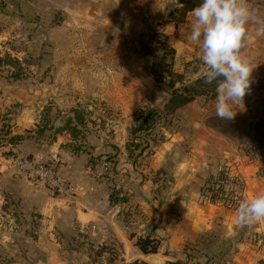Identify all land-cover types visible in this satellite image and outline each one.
<instances>
[{
	"label": "rangeland",
	"instance_id": "1",
	"mask_svg": "<svg viewBox=\"0 0 264 264\" xmlns=\"http://www.w3.org/2000/svg\"><path fill=\"white\" fill-rule=\"evenodd\" d=\"M18 1L5 2L0 9V75L20 81L23 89L35 96L31 102L27 100L26 107L31 119L36 116L46 126L48 135L68 115H73L75 108L85 113L86 126H79V137L74 138L67 131L56 135L73 140L83 155L81 163L93 169L97 160L115 157L117 168L110 175L114 180L129 175L138 177L137 183L151 186L147 188L150 193L164 200L167 192L177 191L178 186L173 183L183 177L185 170L181 171L180 161L198 163L208 159L209 173L228 166L232 175H240L245 186L250 182L249 194L264 193V162L250 151L255 143L256 124H264V35L249 43L243 41L241 53L249 58L254 69L243 108H235V134L225 135L207 124L208 118L216 114V97L198 96L157 128V133L164 132V141L156 145L154 135L159 136L144 133L137 140L141 146L136 155L130 157L127 143L133 137L130 130L141 109L163 107L168 98L159 80L164 75L154 72L153 57L147 52L155 47L152 30L163 22L162 28L176 49L175 57H168V61L184 74L187 82L205 72L198 45L188 39L194 22L192 12L185 22L176 24L167 20V11L177 0H33L32 4ZM246 2L255 17L246 30L253 38L256 33L251 28L255 25L259 30L264 26V0ZM22 106L18 103L12 109L18 112ZM207 144L210 148L200 149ZM11 147V143L0 144V160L10 157L6 153ZM156 159L163 160L162 166H154ZM126 163L135 169L127 170L123 166ZM2 187L5 183L1 179L0 190ZM8 195L12 202V194ZM199 195L204 202L206 198L201 192ZM5 196H0L3 204ZM13 204L9 203L8 208L13 209ZM239 204L224 206L235 213ZM231 217L228 224L233 221ZM0 221L6 223L1 216ZM255 225H238L228 237V230L219 227V238L232 242L217 250L216 264H232L229 261L234 248L249 240Z\"/></svg>",
	"mask_w": 264,
	"mask_h": 264
},
{
	"label": "crops",
	"instance_id": "2",
	"mask_svg": "<svg viewBox=\"0 0 264 264\" xmlns=\"http://www.w3.org/2000/svg\"><path fill=\"white\" fill-rule=\"evenodd\" d=\"M10 1L0 0V9ZM32 1L19 0L18 3L32 4ZM251 29L256 36L250 38L247 34L244 40L247 43L260 35L255 25ZM24 87L20 81L0 75V128L8 124L12 134L23 136L18 143L11 144L17 155L39 160L57 157L61 172L79 187L80 197L72 200L51 195L41 183L30 181L0 160V181L5 183L0 196H7L6 204L3 198L0 201V216L6 222L0 221V264H134L135 261L216 264L217 250L232 240L220 239L219 227L228 230V237L238 224L236 211L200 199L202 184L210 171L208 159L198 163L180 161L181 171L185 170L181 173L183 177L173 183L178 186L177 191L167 192L164 200L150 193L147 188L151 186L137 183L138 177L129 175L120 182L99 178L94 169L81 163V153L76 154L66 146V140H43L36 135L38 120L36 116L31 119L26 107L27 100L31 102L35 96ZM18 103L23 106L15 112L12 107ZM203 148L210 147L208 144L200 146ZM161 150L166 152L164 147ZM162 161L154 160V166H162ZM123 166H127V170L135 169L130 163ZM247 183L242 199L256 195L254 191L249 194L250 182ZM112 187L129 200L114 202ZM9 193L13 197V209L7 206L12 203ZM127 209L130 212L126 217ZM230 217L233 221L228 224ZM229 227H232L230 232ZM250 234L248 241L234 248L229 262L257 264L264 261V221L257 222ZM148 235L161 243L155 253H144L137 244L138 237Z\"/></svg>",
	"mask_w": 264,
	"mask_h": 264
},
{
	"label": "trees",
	"instance_id": "3",
	"mask_svg": "<svg viewBox=\"0 0 264 264\" xmlns=\"http://www.w3.org/2000/svg\"><path fill=\"white\" fill-rule=\"evenodd\" d=\"M200 3L201 0H177L176 3L169 6L167 11V20L175 22L176 24L185 22L188 13L192 12V9L197 7ZM162 25L163 22L152 30L155 47L149 49L147 52L153 57L154 72L156 74L157 72H162L160 74L164 75L159 80L163 83V86L168 93V98L163 107L141 109L135 125H133L130 130L133 137L127 143V150L130 157H132L141 146V143L137 142V140L139 137L142 138L144 133L146 135L157 134L159 138L154 135L155 139H153L156 145L157 142L164 141V132L157 133V128L167 124L166 122L170 121L168 117L176 113L178 109L191 103L198 96H207L210 98L216 97L215 82L212 84L205 83L204 74L197 76L194 79H190L187 82L184 74L177 72L173 68L172 62L168 61V57L174 58L176 49L171 42L170 35L165 32ZM178 83L180 85H178ZM207 124L211 127L217 128L225 135H233L236 133V123L234 120L223 121L219 119L216 114L208 118ZM263 125L264 124L262 122L256 124L255 143L250 148V151L255 155H259L264 162ZM79 126H86V117L83 111L75 108L73 115H68L64 119L63 123L50 134L52 138H48L50 135L47 134V128L40 122V120H38L35 133L43 140L52 141L56 139L57 133L61 131H67L70 136L75 138L80 136L81 129ZM155 131L156 133H154ZM22 138V135L12 134L8 124H5L0 128V144L7 145L8 143H18ZM66 146H68L74 153H80L79 148L75 145L72 139L66 142ZM6 154L8 156L17 155L12 148L9 149ZM103 160L109 162V166L102 178L110 179L112 182L114 179L110 175L116 171L117 159L115 157L107 156L97 160L93 163V169L96 172ZM244 187L245 183L244 180L240 179V175H232L231 169L228 166H224L221 167L217 173H209L205 177L204 183L201 187V194L212 203H220L229 207H236V205H238L243 198ZM111 198L116 203L127 202L129 200L127 195H121L120 191L115 187H112ZM129 212L130 209H127L125 214H128ZM127 214L126 217L128 216ZM231 242L232 241H230V243ZM137 244L144 253H155L158 251L161 243L157 239L152 238L151 235H148L145 237H138ZM134 264L149 263L144 261H135ZM165 264H180V261H169Z\"/></svg>",
	"mask_w": 264,
	"mask_h": 264
},
{
	"label": "clouds",
	"instance_id": "4",
	"mask_svg": "<svg viewBox=\"0 0 264 264\" xmlns=\"http://www.w3.org/2000/svg\"><path fill=\"white\" fill-rule=\"evenodd\" d=\"M194 22L188 39L198 45L205 66L204 82L216 88V116L223 121L235 118L236 106L243 100L252 84L251 61L242 55L247 25L255 19L246 0H201L192 9ZM264 35V26L258 30ZM264 221V193L241 200L236 210L240 226Z\"/></svg>",
	"mask_w": 264,
	"mask_h": 264
},
{
	"label": "built area",
	"instance_id": "5",
	"mask_svg": "<svg viewBox=\"0 0 264 264\" xmlns=\"http://www.w3.org/2000/svg\"><path fill=\"white\" fill-rule=\"evenodd\" d=\"M5 161L9 169L24 174L30 181L44 184L56 196L70 197L72 200H78L80 197L79 187L61 172L60 160L57 157L39 160L29 155H14L6 157ZM108 166L109 162L103 160L97 176L102 178Z\"/></svg>",
	"mask_w": 264,
	"mask_h": 264
},
{
	"label": "water",
	"instance_id": "6",
	"mask_svg": "<svg viewBox=\"0 0 264 264\" xmlns=\"http://www.w3.org/2000/svg\"><path fill=\"white\" fill-rule=\"evenodd\" d=\"M149 230H152V226L149 227Z\"/></svg>",
	"mask_w": 264,
	"mask_h": 264
}]
</instances>
